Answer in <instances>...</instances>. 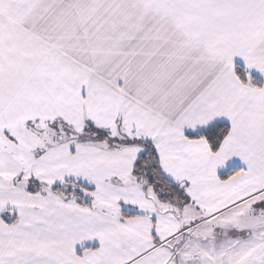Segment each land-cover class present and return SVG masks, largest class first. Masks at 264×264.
Instances as JSON below:
<instances>
[{
    "label": "snow or ice",
    "instance_id": "1",
    "mask_svg": "<svg viewBox=\"0 0 264 264\" xmlns=\"http://www.w3.org/2000/svg\"><path fill=\"white\" fill-rule=\"evenodd\" d=\"M0 264H264V0H0Z\"/></svg>",
    "mask_w": 264,
    "mask_h": 264
}]
</instances>
